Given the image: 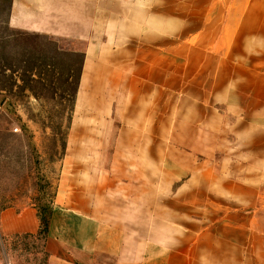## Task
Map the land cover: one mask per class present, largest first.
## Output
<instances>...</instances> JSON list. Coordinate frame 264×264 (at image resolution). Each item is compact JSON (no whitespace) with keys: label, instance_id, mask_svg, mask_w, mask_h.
I'll use <instances>...</instances> for the list:
<instances>
[{"label":"rangeland","instance_id":"1","mask_svg":"<svg viewBox=\"0 0 264 264\" xmlns=\"http://www.w3.org/2000/svg\"><path fill=\"white\" fill-rule=\"evenodd\" d=\"M9 3L0 214L120 209L144 264H264V0H153L142 36L95 39L94 68L10 29ZM47 237L0 233V264H48Z\"/></svg>","mask_w":264,"mask_h":264},{"label":"crops","instance_id":"2","mask_svg":"<svg viewBox=\"0 0 264 264\" xmlns=\"http://www.w3.org/2000/svg\"><path fill=\"white\" fill-rule=\"evenodd\" d=\"M152 7L153 0H10L7 25L24 36L71 40V51L86 55L84 68H94L95 39L140 36L134 33L138 23L158 20V12L152 19ZM120 213V209H54L48 264H144L143 236L122 221ZM40 229L33 209L0 214L4 237L33 236ZM151 257L155 264H175L173 254Z\"/></svg>","mask_w":264,"mask_h":264},{"label":"trees","instance_id":"3","mask_svg":"<svg viewBox=\"0 0 264 264\" xmlns=\"http://www.w3.org/2000/svg\"><path fill=\"white\" fill-rule=\"evenodd\" d=\"M49 231V220L46 218L41 219V229L39 235L45 236Z\"/></svg>","mask_w":264,"mask_h":264}]
</instances>
